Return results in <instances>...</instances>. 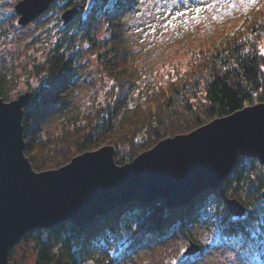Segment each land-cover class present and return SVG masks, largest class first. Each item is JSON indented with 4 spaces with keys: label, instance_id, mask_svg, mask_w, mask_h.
Returning a JSON list of instances; mask_svg holds the SVG:
<instances>
[{
    "label": "trees",
    "instance_id": "16d2710c",
    "mask_svg": "<svg viewBox=\"0 0 264 264\" xmlns=\"http://www.w3.org/2000/svg\"><path fill=\"white\" fill-rule=\"evenodd\" d=\"M89 1L70 4L68 8L79 11L67 25L77 20L82 35L95 45L98 39L92 37V28L107 13L103 6L108 0H92L87 8ZM131 1L114 0L111 14L106 15L109 36L96 56L110 81L103 102L93 103L87 110L71 109L80 73V51L73 36L58 38L45 62L37 67L41 82L38 88L29 89L33 94L22 118L24 153L35 170L60 167L82 152L105 145L116 147V162L123 164L165 137L187 133L216 117L264 102V6L245 15L207 46L190 50L194 56L187 68L166 83L156 84L149 80V70L139 64V55L123 35L120 13ZM9 94L7 77L0 72V96L10 100ZM54 116L59 117L61 129L42 136L44 125ZM122 147L127 148L125 155H119ZM256 166L261 176L252 171ZM246 187L264 207V164L242 156L220 186L202 191L182 207L167 209L165 199L131 201L85 226L62 221L53 228L31 230L21 242L33 240L36 264H115L148 240H164L169 229H187L203 220L213 200L223 233L249 234L246 216L231 214L227 206L228 190ZM118 239L126 243L114 255Z\"/></svg>",
    "mask_w": 264,
    "mask_h": 264
},
{
    "label": "water",
    "instance_id": "95a60500",
    "mask_svg": "<svg viewBox=\"0 0 264 264\" xmlns=\"http://www.w3.org/2000/svg\"><path fill=\"white\" fill-rule=\"evenodd\" d=\"M53 1L20 0L15 5L18 22L29 23ZM78 11L67 8L64 23ZM32 94L27 90L10 100L0 96V264H13L10 251L31 230L62 221L85 226L131 201L165 199L167 209L182 207L220 186L240 157L264 164V102H258L165 137L123 164L116 162V147L105 145L37 171L24 153L22 124ZM227 206L236 216L246 211L236 197H229ZM199 248L192 242L187 254Z\"/></svg>",
    "mask_w": 264,
    "mask_h": 264
},
{
    "label": "rangeland",
    "instance_id": "374dc122",
    "mask_svg": "<svg viewBox=\"0 0 264 264\" xmlns=\"http://www.w3.org/2000/svg\"><path fill=\"white\" fill-rule=\"evenodd\" d=\"M19 1L0 0V72L7 77L8 99L38 88L41 74L37 67L45 62L54 42L65 35L74 37L80 51V73L76 78L71 109L87 110L93 103L103 102L110 81L103 74L96 56L109 36L106 15L111 14L114 0L106 2L103 7L107 13L97 18L92 28V37L98 39L95 45L82 35L77 20L71 26L63 22L62 14L70 4L82 0H54L48 10L25 25L18 22L15 5ZM91 2L87 8L91 7ZM263 6L264 0H132L121 10L120 18L126 43L139 55V64L149 70V80L164 84L187 68L194 56L190 50L207 46L210 40ZM196 9H200L199 13ZM81 14L84 18L86 9ZM261 45L264 50V41ZM61 126L59 117L50 118L43 127L42 136L58 132ZM126 151L127 148L122 147L119 155H125ZM252 171L261 176L258 166ZM227 195L237 197L247 205V210L240 216H246L245 228L249 234L223 233L216 221V201L213 200L208 204L203 220L187 229L173 227L164 240H148L136 250L120 256L115 264H173L181 249H187L192 242L200 245L201 253H184L186 264H264V207L247 187L230 189ZM125 243L122 239L116 240L112 253H120ZM11 259L13 264H36L33 240L20 242L13 249Z\"/></svg>",
    "mask_w": 264,
    "mask_h": 264
},
{
    "label": "snow or ice",
    "instance_id": "6c2138e0",
    "mask_svg": "<svg viewBox=\"0 0 264 264\" xmlns=\"http://www.w3.org/2000/svg\"><path fill=\"white\" fill-rule=\"evenodd\" d=\"M254 2V0H253ZM200 9H196V12L199 13ZM185 13H178V15H184ZM188 249L186 248H182L181 249V253L180 256L178 257L177 260L173 261V264H186V259L187 257L184 255V253H187Z\"/></svg>",
    "mask_w": 264,
    "mask_h": 264
}]
</instances>
